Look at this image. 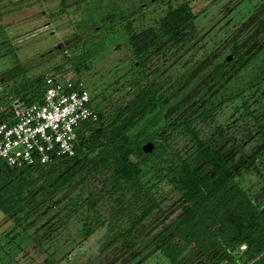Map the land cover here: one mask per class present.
<instances>
[{
  "label": "trees",
  "instance_id": "obj_1",
  "mask_svg": "<svg viewBox=\"0 0 264 264\" xmlns=\"http://www.w3.org/2000/svg\"><path fill=\"white\" fill-rule=\"evenodd\" d=\"M85 1L58 3L67 8ZM155 1L149 0V5L164 3V13L145 26L139 25L144 18L132 21L134 12L105 14L99 19L106 24L102 29L95 22L76 24L84 30L93 29L86 43L107 32L115 33L116 27L121 30L133 53V65L138 67L128 82L131 97L112 108L105 103L92 105L98 121L86 134L79 133L72 156L8 170L0 161V217L2 223L8 221L0 231L6 246L0 245L3 253L16 248L12 256L25 255V247L36 248L46 256L36 264H57L54 256L68 239L72 223L80 225L82 242L100 231L97 240L103 250H126L131 260L150 251L149 255L160 253L169 264H264V198L258 202L256 191L249 192L243 185L245 175H253L259 188L264 186V54L242 76H234L239 84L221 91L212 89L210 97L208 94L189 117L171 122L164 110L167 76L171 74L166 60L202 38L188 0ZM140 7L142 10L145 5ZM75 37L78 40L77 34ZM232 47L241 58L238 46ZM66 51L61 50L51 68L69 63L79 77L81 53L74 57ZM167 54L171 56L166 58ZM154 55L163 58L159 68L151 67ZM243 58H248L245 53ZM227 63L235 65L233 60ZM195 68L192 63L190 69ZM49 71L16 75L12 96L4 91L0 94V103L10 105L5 115L15 101L23 105L40 101L44 74ZM160 71L165 73L162 77ZM184 76L179 74L173 82ZM223 82L219 78L218 84ZM235 99H240V104L233 106L228 122H218L216 110ZM240 121L243 124H238ZM230 125L241 132L242 139L234 138L227 129ZM204 127L208 131L203 132ZM146 141L153 144L149 152L141 149ZM75 186L84 190L82 214L77 210L81 197L72 200L62 213L58 205L63 201L62 191ZM172 204L179 210L167 221L162 219V227L158 223L151 234L144 219L159 206L172 208ZM7 228L12 233L8 234ZM17 234L24 235L22 247L15 240Z\"/></svg>",
  "mask_w": 264,
  "mask_h": 264
},
{
  "label": "rangeland",
  "instance_id": "obj_2",
  "mask_svg": "<svg viewBox=\"0 0 264 264\" xmlns=\"http://www.w3.org/2000/svg\"><path fill=\"white\" fill-rule=\"evenodd\" d=\"M156 2L158 0L155 4ZM188 2L196 14L194 20L199 26L202 39L186 48L178 58L166 60L167 69L170 72L173 71L167 76L170 84L164 94L167 100L164 110L167 111L166 118L171 122L189 117L193 109L203 103L208 94L210 97L211 89L217 88L221 91L228 89L227 87L231 84H239V81L233 79L234 76L246 73L250 65L261 61L264 54V0H188ZM171 3L175 4L176 1ZM143 5L145 8L141 10L140 6ZM164 10V3L153 6L149 5V0H86L77 6L70 5L67 8H62L58 0H0V94L2 95L4 91L12 96L16 75L24 72L30 75L42 70L51 71V67L61 56V50L66 49V52L72 53L74 57L82 53L78 62V75L84 78L87 87H91L95 104L105 103L107 108L123 104L131 97L132 90L128 82L138 72L137 65H133L134 58L125 36L116 27L115 33L107 32L98 41L91 39L92 41L86 43L84 39L92 34L93 29L84 30L78 28L76 24L81 21L95 22L102 29L106 24L101 23L99 19L105 14L126 15L134 12V16L130 15L132 21L144 18L139 25L145 26L153 23L151 18L157 19ZM115 19H117L116 16ZM137 23L138 21H135L134 24ZM58 43H61L59 48H57ZM232 44L239 45L241 50L245 47L253 52L246 59L243 67L237 69L232 75H225L228 68L221 71L219 76L224 82L216 85L217 81L210 79L215 74L211 69L212 64L206 66L204 63L211 58L214 59L213 64L223 61L227 56L226 53L231 52ZM205 57L207 60H203ZM155 58L152 57L151 67L159 68L162 58L158 57V60ZM15 59H17L16 62ZM184 59L186 61L182 63ZM196 60H203L200 67H197V72L196 69L188 71L191 63ZM179 73L185 76L179 82H172ZM164 74L160 71L159 77ZM237 104H240V99H235L226 106L218 108L215 112L216 120L228 122L233 106ZM9 108L10 105L6 101H1L0 117L7 114ZM234 115L236 114L232 116ZM5 118L6 115L2 119ZM238 124L243 123L240 121ZM227 129L234 137L240 136L238 132L233 131L231 125L227 126ZM206 131L208 128L204 127L203 132ZM243 185L249 192L256 191L258 195L255 194V197L258 202L263 200L264 186L260 189V183L253 175H245ZM77 191L78 197L82 199L80 204H83V189L74 187L70 194L75 195ZM77 210H80L81 215L83 208L79 207ZM168 219L165 218L164 221ZM1 220L0 217V231L8 225V221L2 223ZM153 223L151 218L145 221L149 229ZM71 224L69 223L68 227L69 236L66 237L68 239L59 245V249L57 248L59 253L54 256L57 264H169L160 253L156 256L155 252L149 255L150 251H146L131 260L126 250L118 248L103 250L102 243L97 240L101 236L98 235L100 231L94 232L82 242L79 239L80 225L74 224L76 226L74 227ZM152 228L151 234L158 227L154 225ZM6 232L12 233L9 228ZM65 235L66 232H64ZM15 240L22 247L24 235L17 234ZM0 245L6 248L4 240H0ZM25 248L27 250L25 255L16 253L13 255L14 258L12 254L16 248L7 249L4 253L0 251V260H4L0 263L36 264L46 257L36 248ZM242 249L243 246H240L239 251ZM28 255L32 257L31 260Z\"/></svg>",
  "mask_w": 264,
  "mask_h": 264
},
{
  "label": "built area",
  "instance_id": "obj_3",
  "mask_svg": "<svg viewBox=\"0 0 264 264\" xmlns=\"http://www.w3.org/2000/svg\"><path fill=\"white\" fill-rule=\"evenodd\" d=\"M96 122V112L80 77L69 63L44 74L40 101L12 104L0 119V161L9 167L44 164L56 156H72L79 133Z\"/></svg>",
  "mask_w": 264,
  "mask_h": 264
},
{
  "label": "flooded vegetation",
  "instance_id": "obj_4",
  "mask_svg": "<svg viewBox=\"0 0 264 264\" xmlns=\"http://www.w3.org/2000/svg\"><path fill=\"white\" fill-rule=\"evenodd\" d=\"M132 12H130L129 14H131ZM102 37H99V38H93V40L94 39H96V41H98L99 39H101ZM85 40V39H84ZM125 40H126V38H125ZM92 41V40H91ZM89 43V42H88ZM126 43H127V41H126ZM195 42H193L192 44H194ZM127 45H128V43H127ZM234 44H232V46H233ZM237 45V44H236ZM61 46V43H58L57 44V48H59ZM231 46V52L230 53H226V57H225V59L223 60V61H220V62H218L217 64H213V58H211V59H208L207 60V57H205V59H203V60H207L204 64H206V66L207 65H210V63L212 64L211 65V69H212V71L213 72H215V74H214V76H212L210 79L212 80V81H217V83H216V85L219 83V78H222V77H220L219 76V74H221L222 72L221 71H223L224 69H226V68H228V70L225 72V75H228L233 69H236L235 71H237V69H239V68H241V67H243V64H244V58H243V56H244V53L247 55V57H249V55L253 52L252 50H249V49H247V48H245V47H242L243 49L241 50V49H239V45H237L238 46V51H239V53H241L242 52V57L241 58H237V54H234L233 52H232V47ZM128 47H129V49L131 50V48H130V46L128 45ZM53 48H55V46L53 45ZM83 50V49H82ZM81 50V51H82ZM131 53H132V51H131ZM172 54V53H171ZM81 55H82V53H81ZM132 55H133V53H132ZM171 55L170 54H167L165 57L167 58V57H170ZM180 56V53H177V54H175V55H172V57L170 58V60L172 59V60H174L175 58H178ZM236 56V57H235ZM152 57H160V55H156V56H151V59H152ZM133 58H134V56H133ZM155 58V59H156ZM247 59V58H246ZM156 60H158V59H156ZM162 60H163V58H162ZM203 60H201V61H194L193 63H195V66L196 67H200V64H201V62L203 61ZM231 60H233L234 61V63H235V65L233 64V65H229L227 62H229V61H231ZM152 62H153V60H151ZM179 61V60H178ZM186 61V59H184L183 61H182V63L183 62H185ZM134 62V61H133ZM192 64V63H191ZM134 65H137V63H134ZM161 66V65H160ZM159 66V67H160ZM191 66V65H190ZM190 66H189V68L187 69L188 71H189V69H190ZM215 67H217V69H215ZM196 69V72H197V68H195ZM190 70H193V69H190ZM217 71V72H216ZM234 71V72H235ZM173 72V71H172ZM172 72H171V74H172ZM195 72V73H196ZM186 73H188V72H186ZM179 74H182V73H179ZM178 74V75H179ZM231 74V73H230ZM239 74V73H238ZM177 75V76H178ZM232 75V74H231ZM243 75V73H240L239 74V77L240 76H242ZM176 76V77H177ZM80 77V76H79ZM175 77V78H176ZM80 79L82 80V84H83V86L87 89V91H88V94H89V102H90V105L92 104V105H94L95 103H94V94L93 93H91V87H87L86 86V82L84 81V78H82V77H80ZM180 80H178V82H179ZM173 82V81H172ZM170 83H168L167 85H169ZM166 85V86H167ZM221 85V84H220ZM169 86H167V88L166 89H169L168 88ZM238 87H240V85L238 86ZM130 88V87H129ZM131 89V88H130ZM215 88H213V90H214ZM217 89V88H216ZM212 90V89H211ZM166 91V90H165ZM165 93V92H164ZM97 104V103H96ZM99 104V103H98ZM91 105V106H92ZM100 105V104H99ZM199 107V105L196 107V108H198ZM167 120H169V121H171L170 119H168L167 118ZM96 121H98V118H97V115H96ZM176 122H178V121H176ZM175 123V122H174ZM236 132H238V131H236ZM240 134V136L238 137V136H235L234 138H236L238 141H239V139H242V135H241V132L239 133ZM147 142V141H146ZM151 142V141H150ZM145 143V142H144ZM241 143H242V141H241ZM240 143V144H241ZM75 187H79V186H75ZM74 189V187L72 188V189H70V190H68V189H66L65 191H62L63 193L61 194L62 195V198H63V202L60 204H58V205H61V207H60V210H62V213L63 212H66L67 211V207L69 206V204H70V202H72V200H76L77 198H78V191L75 193V195L74 194H70L71 192H72V190ZM80 197V196H79ZM71 198V200H69ZM82 200V199H81ZM78 208L79 207H81V204H79L78 206H77ZM172 208H169V207H164L163 205H161V206H159L158 208H156L155 210H153L152 212H151V214H150V216H148L147 218H145L144 219V223H145V221L147 220V219H149V218H151V221H153L154 223L150 226V228L152 229V226H154V225H157L158 223H159V226H161L162 227V219H165V218H171L172 216H171V214L172 213H174V210L175 211H177V210H179V208L177 207L176 208V206H174L173 207V204H172V206H171ZM60 210H59V212H60ZM78 211H80V210H78ZM170 214H169V213ZM166 216H171V217H166ZM145 226L147 227V225L145 224Z\"/></svg>",
  "mask_w": 264,
  "mask_h": 264
},
{
  "label": "water",
  "instance_id": "obj_5",
  "mask_svg": "<svg viewBox=\"0 0 264 264\" xmlns=\"http://www.w3.org/2000/svg\"><path fill=\"white\" fill-rule=\"evenodd\" d=\"M152 146H153L152 142L147 141V142H145V143H143V144L141 145V149H142L143 152H149V151H151ZM1 165H2L6 170L9 169V166H8V165L6 164V162L3 161V160L1 161Z\"/></svg>",
  "mask_w": 264,
  "mask_h": 264
}]
</instances>
